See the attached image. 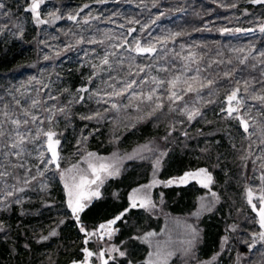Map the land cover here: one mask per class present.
Instances as JSON below:
<instances>
[{"label":"rangeland","instance_id":"obj_1","mask_svg":"<svg viewBox=\"0 0 264 264\" xmlns=\"http://www.w3.org/2000/svg\"><path fill=\"white\" fill-rule=\"evenodd\" d=\"M250 1L245 0L243 4ZM256 3L264 5V2ZM0 5H3L0 7V45H12L17 51H24L18 56L21 60L26 61L33 56L34 48H38L44 61L62 46V38L56 33H61V27L56 23L66 13L61 1L42 0L37 10L42 22L27 10L31 8V0H0ZM232 5L235 6L233 0H214L218 18L222 10ZM74 9L69 8L67 12L78 16L85 8ZM114 18H120V15ZM261 27H264V18L258 28ZM6 49L7 46L4 52ZM25 71L23 69L21 75L4 66L0 70V132L3 133L0 135V264H83L85 248L93 253L87 264H102L99 256L102 251L107 264H145L150 253L153 261L166 259L167 264H264V240L259 236L262 230L252 206L259 208L260 198L264 196V100L259 99L258 104V101L244 104V98L236 91V99L228 101L226 110L228 117L239 126L238 129L231 128L239 133L234 131L228 135L234 150L214 154L211 149L205 158L199 157L198 164L191 167L193 171L186 172L197 173L204 169L207 176H211L210 183L204 173L180 183L186 173L180 178V173H176V178L168 180L174 183L167 182L175 188V193L165 195L163 188L168 177L158 175L174 166L170 157L178 148L179 126L187 123L182 116L174 115L175 110L179 108L181 114L187 111L190 115L197 110L196 105L188 104L187 99L177 95L180 99L170 107V111H174L171 117L177 124L176 129L171 128L173 138L169 134L153 135L144 142L131 145L134 142L132 136L126 138L125 134L137 127L140 120L151 121L156 126L162 118L160 113L150 108L144 116L139 115L135 109H129L132 107L129 104L122 114L119 108L109 113L104 109L99 112L98 116L107 123L113 122L109 129L98 131L101 127L97 130L92 112L79 116L78 122L82 124L75 129L77 121L66 122L73 114L66 110V100L75 99V92L68 88L66 70H55L50 64L41 62L37 72L24 76ZM153 80L156 81V77ZM144 82V78H140L139 83ZM157 82H162L161 78ZM176 90L181 91L180 86ZM61 96L65 100L60 101ZM257 97H264V88ZM106 102L122 106L121 101L111 98ZM41 104L45 109L40 107ZM54 108L64 114H54ZM230 108L238 110L229 114ZM117 116L119 119L115 121ZM13 121H19V124ZM207 130L212 129L207 127ZM47 132L54 133L53 140L59 141L56 146L58 167L51 162L48 139L44 135ZM96 132L97 141L100 139L109 145L92 148L91 144H96L92 139ZM197 136L198 133L186 138L191 142ZM20 137L24 142L12 147ZM185 146L184 140L180 148ZM100 164L110 167L105 172H98L100 179L96 183L86 186V192H98L99 196L82 201L86 206L78 225L68 207L65 185L79 184L81 178L93 180L95 177L89 165L99 168ZM144 174H148L149 179L128 189L127 207L123 211L97 220L86 214L98 200L112 198L120 202L128 183ZM127 176L129 182L121 179L119 185L113 184L118 178ZM205 183L207 187L203 186ZM183 188L188 194L180 197ZM136 189H140L136 194L137 206L131 207L129 197ZM249 190L252 204L248 202ZM145 200L149 203L141 207L140 203ZM121 213L125 214L112 226L111 238L107 229L98 231L99 223ZM81 227L85 232L80 231ZM86 233L96 234L86 236ZM120 252L125 255L120 256Z\"/></svg>","mask_w":264,"mask_h":264},{"label":"trees","instance_id":"obj_2","mask_svg":"<svg viewBox=\"0 0 264 264\" xmlns=\"http://www.w3.org/2000/svg\"><path fill=\"white\" fill-rule=\"evenodd\" d=\"M59 1L66 8L61 21L56 23L61 27V33H56L62 38V46L44 61L38 48H34L33 56L25 61L18 57L24 51L1 44L0 70L4 66L15 74L23 75L21 71L26 69V76L37 72L41 62L50 64L55 70L64 68L68 74V88L75 92L74 100H66V110L73 113L66 120L68 124L73 119L78 122L79 116L92 112L97 130L98 127H101L98 131L109 129L113 122L107 123L98 116L99 112L104 109L109 113L119 108L122 114L128 110L126 106L129 104H132L129 109H135L139 115L144 116L150 108L160 113L162 118L156 126L151 121L140 120L137 127L125 134L126 138L132 136L134 142L131 145L144 142L153 135L161 137L169 134L173 138L171 128L176 129L177 124L171 117L174 111H170L176 101V98L170 99L172 91L187 99L188 104L196 105L197 110L190 115L187 111L181 114L179 108L175 110L174 115L182 116L187 123L179 126L178 148L170 157L174 166L165 174L158 175L168 177L163 188L165 195L175 193V188L167 185L168 180L176 178V173H180V178L184 173L193 171L191 167L198 164L200 156L205 158L209 150L214 149V154L234 150L228 135L236 131H232V127L238 129L239 126L228 117L227 98L238 91L244 98V104L260 102L254 98L264 88V27L258 28L264 18V5L255 4L254 0L246 5L243 4L245 0H233L237 7L232 5L222 10L218 18L214 0ZM74 7L85 9L80 15L73 16L74 12L67 11ZM115 15H120V18L115 20ZM230 15L241 18H231ZM5 46L7 49L4 52ZM138 48L153 51L140 52ZM105 59L107 63H104ZM177 77L179 80L173 89L170 82ZM193 77L196 79L193 80ZM140 78H144V84L139 83ZM159 78L162 82H157ZM189 83L195 91L185 90ZM129 84L132 85L130 88L127 87ZM179 86L181 91L177 92ZM149 95L151 100L147 99ZM110 98L121 101L122 106L108 104L106 99ZM62 100L65 98L61 96ZM157 104L162 107L157 108ZM40 107L45 109L43 104ZM54 111V114H64L56 108ZM118 119V116L114 118L115 121ZM78 124L82 123H76L75 129L79 128ZM207 127L212 130L209 132ZM97 132L92 137L96 144H91V147L99 149L100 145H109V142L97 141ZM236 132L239 133V130ZM197 133L198 136L191 142L186 138ZM184 140L186 146L180 148ZM121 179L129 182L130 177L118 178L113 184L119 185ZM147 179L148 174H144L138 180L129 182L120 202L112 198L96 200L86 214L97 220L120 213L127 207L128 189ZM217 184L222 186L218 180ZM179 193L183 197L188 191L183 188Z\"/></svg>","mask_w":264,"mask_h":264},{"label":"snow or ice","instance_id":"obj_3","mask_svg":"<svg viewBox=\"0 0 264 264\" xmlns=\"http://www.w3.org/2000/svg\"><path fill=\"white\" fill-rule=\"evenodd\" d=\"M42 2V0H31V8L27 9L30 10L32 13H34L36 15L37 21L38 22H42L39 21V13H38V9L40 7V3ZM256 2H264V0H256ZM0 7H3V5H0ZM264 30V29H262ZM137 51L140 52H150L153 51V49H142V48H138ZM104 63H107V59L104 60ZM193 80H195L196 78L193 77ZM179 80V77L176 78V80L171 81V85L172 88L174 89L176 87V82ZM132 85L129 84L127 85V87H131ZM187 92H191V91H195V89L193 88L192 84L189 83L187 84V88L185 89ZM237 93L233 92L231 95L228 96V101L231 102L234 99H236ZM171 98H176V99H180L179 96H177V93L175 91H172L171 93ZM256 99H260V100H264V97H255ZM148 100L152 99V96L149 95L147 97ZM157 108L162 107L161 104H157L156 106ZM238 109L235 108H230L229 109V114H231V112L233 111H237ZM191 118V117H190ZM32 119L34 120L35 117H32ZM14 124H19V121H13ZM25 123H27V121H25ZM245 122L242 121V124H244ZM245 130H247L246 124H245ZM0 135H3L2 132H0ZM44 135L47 136L48 139V150L51 152L52 157H51V162H56L57 160V151H56V146L59 144V141H54L53 140V136L54 133L52 132H47L44 133ZM24 142V138L20 137L19 141L15 144L12 145V147H18L19 144H22ZM147 147V146H145ZM91 155V154H89ZM159 163V161H157V164ZM90 168H92V174L95 177L94 180L91 181H86L83 178H81L79 184H74L72 187H69L68 185H65L66 188H68V207L72 210V214L73 216L76 218L77 221H79L80 216L79 213L82 212L85 208V204L82 203L83 200H90L91 197L93 196H99L98 192H91L88 193L86 192V186L88 184H94L96 183V180L100 179V176L98 175V172H105L108 170V168L110 167L109 165L106 164H100L99 168H96L92 165H89ZM202 173H204L206 175V179L207 181L210 183L211 182V176H207L206 174V170L201 169L199 170L197 173H186L184 177H181L179 182L180 183H185L187 181V178L191 177V178H196L198 176H200ZM174 183V181H168V184H172ZM204 187H207V183H205L203 185ZM140 191V189H136L134 190L133 194L129 197L130 201H131V207H136L137 206V201H136V194ZM9 195H11V193H9ZM248 197H249V204H252V193L249 190L248 192ZM261 204L259 206V208L256 207V205H252L253 206V211L257 212V215L259 217V225L261 229H264V196H262L261 198ZM149 203V201H143L140 203L141 207H145L146 204ZM125 212H127V209L125 210ZM125 213H121L120 215L116 216L113 220L109 221L107 224H101L99 226V230L100 232H103L105 229H108L107 235L109 238H111L114 229H112V225H114L116 223V221L120 220ZM80 231L85 232V229L83 227L80 228ZM53 235H55V232L52 233ZM96 233H86V236H91V235H95ZM148 235H153L151 233H149ZM260 239L264 240V231L259 233ZM103 238V237H101ZM87 239L85 240V243H87ZM112 251H119L118 249H112ZM85 252V261L83 262V264H87V260L89 257L93 256V253L91 251H88V249H84ZM120 256H124L125 253L124 252H120L119 253ZM105 253L102 251L99 253V256L102 260V264H107L106 260H103ZM168 255H171V253H169ZM152 253L149 254V259L145 261V264H167V260H160V261H153L151 259ZM157 256H159V253H157ZM214 259V258H213Z\"/></svg>","mask_w":264,"mask_h":264},{"label":"water","instance_id":"obj_4","mask_svg":"<svg viewBox=\"0 0 264 264\" xmlns=\"http://www.w3.org/2000/svg\"><path fill=\"white\" fill-rule=\"evenodd\" d=\"M47 148H48V144H47ZM51 153V152H50ZM52 155V154H51ZM58 158H59V155H58V152H57V160H56V162H54V164H55V166L56 167H58ZM83 212V211H82ZM82 212H80L79 213V216L81 215V213ZM256 213V215H257V212H255ZM257 217H258V215H257ZM76 219V218H75ZM111 221V220H110ZM117 222V221H116ZM108 223V222H107ZM102 223H99V225H98V230H99V226L101 225ZM78 225H80L79 223H78ZM113 226V225H112ZM258 226L260 227V225H259V217H258ZM261 229V228H260ZM262 231H264V229H261Z\"/></svg>","mask_w":264,"mask_h":264},{"label":"flooded vegetation","instance_id":"obj_5","mask_svg":"<svg viewBox=\"0 0 264 264\" xmlns=\"http://www.w3.org/2000/svg\"><path fill=\"white\" fill-rule=\"evenodd\" d=\"M94 179H95V178H94ZM94 179H93V180H94ZM83 211H84V210H83ZM80 216H81V215H80ZM73 217H74V216H73ZM74 218H75V217H74ZM111 220H113V219H111ZM76 221H77V220H76ZM109 221H110V220H108L107 222H109ZM107 222H101V223H102V224H107ZM78 223L80 224V221H77V224H78ZM98 225H99V224H98ZM107 231H108V229H107Z\"/></svg>","mask_w":264,"mask_h":264}]
</instances>
